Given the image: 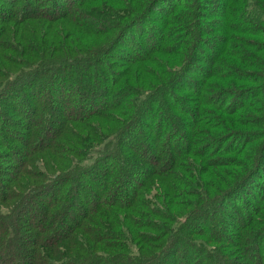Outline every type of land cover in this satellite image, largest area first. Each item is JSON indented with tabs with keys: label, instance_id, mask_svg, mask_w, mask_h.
Segmentation results:
<instances>
[{
	"label": "trees",
	"instance_id": "16d2710c",
	"mask_svg": "<svg viewBox=\"0 0 264 264\" xmlns=\"http://www.w3.org/2000/svg\"><path fill=\"white\" fill-rule=\"evenodd\" d=\"M1 1L0 264H264V0Z\"/></svg>",
	"mask_w": 264,
	"mask_h": 264
},
{
	"label": "rangeland",
	"instance_id": "374dc122",
	"mask_svg": "<svg viewBox=\"0 0 264 264\" xmlns=\"http://www.w3.org/2000/svg\"><path fill=\"white\" fill-rule=\"evenodd\" d=\"M22 1H25V0H22ZM45 1H46V2H49L50 0H45ZM189 1H190V0H171L170 3H174V5H175V3H189ZM0 3H3V2L0 0ZM167 3H168V2H167ZM167 6H171V4H168ZM171 7H172V6H171ZM158 9L166 10V9H168V8H167V7H164V8L161 7V8H158ZM221 11H222V10H221ZM163 16H164L163 14H159L157 20H152L151 24H153L154 22H156L155 25H158L159 21H161V20H159V19H160L159 17H163ZM124 48L130 50V49H129V46H126V47H124ZM129 52H131V50H130ZM262 185H264L263 182H262Z\"/></svg>",
	"mask_w": 264,
	"mask_h": 264
}]
</instances>
